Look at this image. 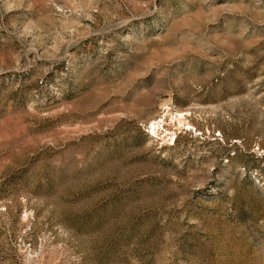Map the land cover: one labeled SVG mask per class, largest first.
<instances>
[{
    "label": "rangeland",
    "instance_id": "obj_1",
    "mask_svg": "<svg viewBox=\"0 0 264 264\" xmlns=\"http://www.w3.org/2000/svg\"><path fill=\"white\" fill-rule=\"evenodd\" d=\"M0 264H264V0H0Z\"/></svg>",
    "mask_w": 264,
    "mask_h": 264
}]
</instances>
